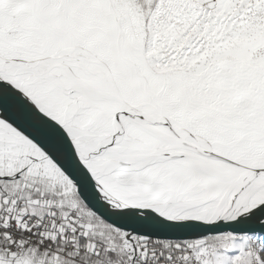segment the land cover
<instances>
[{
  "label": "snow or ice",
  "instance_id": "1",
  "mask_svg": "<svg viewBox=\"0 0 264 264\" xmlns=\"http://www.w3.org/2000/svg\"><path fill=\"white\" fill-rule=\"evenodd\" d=\"M0 264H264V0H0Z\"/></svg>",
  "mask_w": 264,
  "mask_h": 264
}]
</instances>
